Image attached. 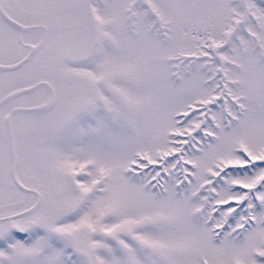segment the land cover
I'll return each instance as SVG.
<instances>
[{"label":"snow or ice","instance_id":"1","mask_svg":"<svg viewBox=\"0 0 264 264\" xmlns=\"http://www.w3.org/2000/svg\"><path fill=\"white\" fill-rule=\"evenodd\" d=\"M0 264H264V0H0Z\"/></svg>","mask_w":264,"mask_h":264}]
</instances>
